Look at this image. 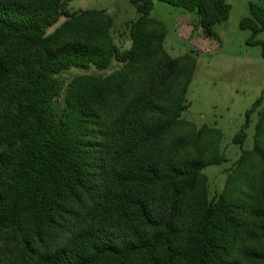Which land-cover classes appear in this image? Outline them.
Here are the masks:
<instances>
[{"label":"trees","instance_id":"16d2710c","mask_svg":"<svg viewBox=\"0 0 264 264\" xmlns=\"http://www.w3.org/2000/svg\"><path fill=\"white\" fill-rule=\"evenodd\" d=\"M66 1L0 0V264H264V107L243 148L262 98L211 199L204 169L227 160L224 132L183 117L197 60L166 50L156 0H132L127 49L107 10ZM160 1L195 13L216 40L233 8ZM249 11L240 27L264 45V2ZM114 60L105 76H74L60 104L63 72Z\"/></svg>","mask_w":264,"mask_h":264},{"label":"rangeland","instance_id":"374dc122","mask_svg":"<svg viewBox=\"0 0 264 264\" xmlns=\"http://www.w3.org/2000/svg\"><path fill=\"white\" fill-rule=\"evenodd\" d=\"M228 1L233 8L230 18L216 26L219 40L203 35L195 13L160 0L155 1L152 11V16L168 27L166 50L174 57L192 54L197 60L186 95L188 108L183 117L198 126L208 124L224 132L222 149L227 160L204 169L208 176L211 199L222 191L229 171L242 152L233 138L246 122V112L257 99L262 98L261 105L252 113L246 129L247 138L243 148L247 149L253 145L256 122L264 107V45L249 43L251 31L240 27V20L250 14L249 4H263L264 0ZM65 8L70 12L80 9L107 10L115 18L112 32L116 43L122 49L130 47L129 27L139 15L132 0H68ZM65 19L62 17L57 25ZM256 39L264 42V30ZM120 66L114 60L108 68L102 70L95 66L89 69L71 67L63 72L60 76L64 82L60 104L63 106L66 87L74 76L86 73L105 76Z\"/></svg>","mask_w":264,"mask_h":264}]
</instances>
